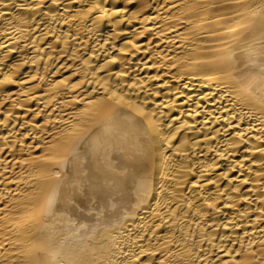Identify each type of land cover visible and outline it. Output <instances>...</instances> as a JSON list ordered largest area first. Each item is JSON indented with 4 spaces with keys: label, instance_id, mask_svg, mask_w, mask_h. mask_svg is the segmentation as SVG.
<instances>
[{
    "label": "bare ground",
    "instance_id": "obj_1",
    "mask_svg": "<svg viewBox=\"0 0 264 264\" xmlns=\"http://www.w3.org/2000/svg\"><path fill=\"white\" fill-rule=\"evenodd\" d=\"M0 264H264V0H0Z\"/></svg>",
    "mask_w": 264,
    "mask_h": 264
}]
</instances>
